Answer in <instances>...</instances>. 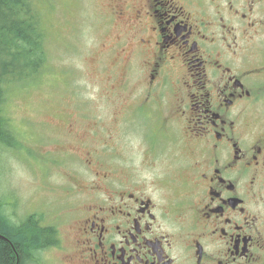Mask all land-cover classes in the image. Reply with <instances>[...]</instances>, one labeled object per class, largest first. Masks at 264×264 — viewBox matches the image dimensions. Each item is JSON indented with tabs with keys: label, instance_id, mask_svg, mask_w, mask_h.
<instances>
[{
	"label": "flooded vegetation",
	"instance_id": "obj_1",
	"mask_svg": "<svg viewBox=\"0 0 264 264\" xmlns=\"http://www.w3.org/2000/svg\"><path fill=\"white\" fill-rule=\"evenodd\" d=\"M103 2L115 73L92 84L114 114L62 147L88 173L68 205L2 204L56 231L22 264H264V0Z\"/></svg>",
	"mask_w": 264,
	"mask_h": 264
},
{
	"label": "rangeland",
	"instance_id": "obj_2",
	"mask_svg": "<svg viewBox=\"0 0 264 264\" xmlns=\"http://www.w3.org/2000/svg\"><path fill=\"white\" fill-rule=\"evenodd\" d=\"M32 1L49 47L47 67L34 80L7 85L1 112L15 144L0 149V201L19 212V218L22 209L13 201L24 206L43 202L55 209L68 205L65 185L70 184L69 176L84 182L88 173L85 158H66L62 147L68 141L82 153L79 143L91 124L99 132V141L103 140L100 121L115 110L94 98L98 92L91 81L115 73L114 54L110 53L109 67L99 62L114 45V29L97 11L103 0H58L55 9L49 1ZM88 115L89 122H85ZM112 125L109 121L105 127ZM70 126L80 135L76 143ZM115 144L120 143L115 140ZM60 227L64 239L68 227ZM43 255L46 262L52 261L55 250H44Z\"/></svg>",
	"mask_w": 264,
	"mask_h": 264
},
{
	"label": "trees",
	"instance_id": "obj_3",
	"mask_svg": "<svg viewBox=\"0 0 264 264\" xmlns=\"http://www.w3.org/2000/svg\"><path fill=\"white\" fill-rule=\"evenodd\" d=\"M46 62L45 35L31 0H0V149L12 146L10 128L1 116L6 86L34 80ZM25 222L10 223L0 201V264H22L36 247L58 242L56 231L54 236L48 228ZM8 241L15 246L17 262Z\"/></svg>",
	"mask_w": 264,
	"mask_h": 264
}]
</instances>
